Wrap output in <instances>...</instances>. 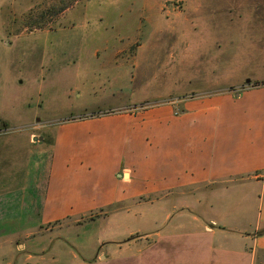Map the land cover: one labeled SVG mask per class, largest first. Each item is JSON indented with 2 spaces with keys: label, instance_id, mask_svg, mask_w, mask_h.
Wrapping results in <instances>:
<instances>
[{
  "label": "rangeland",
  "instance_id": "rangeland-1",
  "mask_svg": "<svg viewBox=\"0 0 264 264\" xmlns=\"http://www.w3.org/2000/svg\"><path fill=\"white\" fill-rule=\"evenodd\" d=\"M253 21L264 22V0H0V145L9 133L51 141L63 116H92L104 99L179 114L199 93L264 86V28ZM202 62L218 65L207 77L219 84L206 87ZM34 144L26 151L46 142ZM234 181L161 202L144 194L93 211L81 220L90 226L48 224L64 227L41 247L1 248L0 264H194L239 252L264 264L249 238L264 231V184Z\"/></svg>",
  "mask_w": 264,
  "mask_h": 264
},
{
  "label": "crops",
  "instance_id": "crops-1",
  "mask_svg": "<svg viewBox=\"0 0 264 264\" xmlns=\"http://www.w3.org/2000/svg\"><path fill=\"white\" fill-rule=\"evenodd\" d=\"M251 24L264 28V22ZM258 32L264 36V30ZM186 40L187 69L196 45ZM201 66L206 87L219 84L218 77L208 78L218 65ZM109 100L92 116H63L51 141L7 134L0 145V249L41 247L64 227L45 228L48 224L67 220L68 226H90L92 220H81L93 211L144 194H158L153 201L161 202L179 188L234 180L239 186L264 184V175L256 174L264 170V86L199 93L181 102L179 114L171 104L140 110ZM42 140L45 149L26 151ZM249 238L252 254L264 252V231ZM232 254L230 260L218 259L220 253L194 264H252L241 257L248 253Z\"/></svg>",
  "mask_w": 264,
  "mask_h": 264
},
{
  "label": "water",
  "instance_id": "water-1",
  "mask_svg": "<svg viewBox=\"0 0 264 264\" xmlns=\"http://www.w3.org/2000/svg\"><path fill=\"white\" fill-rule=\"evenodd\" d=\"M37 139V137H35V140ZM41 139H42V137H41Z\"/></svg>",
  "mask_w": 264,
  "mask_h": 264
}]
</instances>
